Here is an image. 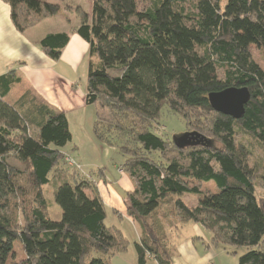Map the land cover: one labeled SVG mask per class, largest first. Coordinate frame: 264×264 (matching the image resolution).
Here are the masks:
<instances>
[{"label": "trees", "instance_id": "trees-1", "mask_svg": "<svg viewBox=\"0 0 264 264\" xmlns=\"http://www.w3.org/2000/svg\"><path fill=\"white\" fill-rule=\"evenodd\" d=\"M3 1L20 32L60 11L46 0ZM147 1L139 9L138 0H93L90 14L78 10L74 28L88 45L93 135L118 145L121 167L134 180L122 201L140 229L137 264H172L168 231L186 222L210 231L214 244L246 247L238 264H264L257 193L264 190V155L249 165L251 147L240 139L250 136L264 148V72L251 54L254 45L264 59V0ZM68 40L67 32L48 33L38 45L58 60ZM22 82L14 70L0 75V264L14 242L24 257L13 264H109L130 240L105 223L97 187L103 172L95 179L77 170L61 151L72 140L65 112ZM232 86L250 94L238 119L213 110L207 98ZM163 108L184 119L192 144L181 148L159 134ZM62 168L70 170L65 178ZM202 182L215 191L202 190ZM49 185L61 209L57 220ZM183 194H196L197 203L188 205Z\"/></svg>", "mask_w": 264, "mask_h": 264}, {"label": "rangeland", "instance_id": "rangeland-1", "mask_svg": "<svg viewBox=\"0 0 264 264\" xmlns=\"http://www.w3.org/2000/svg\"><path fill=\"white\" fill-rule=\"evenodd\" d=\"M54 1L59 5L60 11L56 15L51 16L49 21L46 22L47 28L52 30L58 28L69 30V22H71V24L75 23L76 26L78 25L80 10L89 14L92 10L93 0ZM148 5L149 1L138 0L139 9H142L143 7L145 8ZM76 26L73 28L71 27L70 30L74 31ZM251 54L254 61L264 72V59L262 51L252 45ZM87 64L88 62L86 57V59H84V64L79 65L78 71L75 73L78 85L82 86V88L86 85ZM220 76L222 75L220 74ZM90 107L92 110H95L94 105ZM159 119V124L156 126V130L161 136L170 140H172L175 136L184 134L188 129H190L182 117L172 113L167 108H163L161 110ZM74 123L79 126V129L73 130L75 134L73 141L68 142L64 147H62V151L69 154L74 163L80 166L77 170L81 173L91 174L95 179H97V173L102 170L103 179L98 180V188L100 196L104 201H106L105 223L108 226L119 228L130 240V245L127 247L126 251L117 253L110 257L109 264H137L133 241L138 239L135 235L134 227L135 229H139V227L137 224L133 226L125 218V216L120 218L113 211L115 210L114 208L122 209V196L125 190L130 188L134 182L133 178L128 173L124 172L123 167H121L126 157L120 151L118 145H108L96 140L93 132H91V138L88 139V137L84 134V129L80 126V124H78L79 122H76L75 120ZM240 139L249 144L251 147L253 155L249 160V165L254 166L255 161H260L263 157L264 148L250 136H241ZM69 171L70 170L68 168H62L60 173L62 177L65 178L67 177ZM99 175L101 176V174ZM200 188L207 192H214L211 189H215V184L213 182H202L200 183ZM45 189V195L50 200L49 213L51 214L52 219L57 220L60 217L57 216V214L61 213V209L54 202L52 187L49 185L46 186ZM257 193L264 200V190L259 186L257 188ZM184 201L188 205H195L198 201V196L196 194H189L185 197ZM168 236L172 251L177 252L179 249L184 250V252L191 253L189 259L185 260L184 258L186 264H193V258H199L202 256H208V258L213 260L214 264H238L239 256L247 251V248L244 246L233 247L223 245L221 242L216 244L212 243V233L205 229L201 224L194 222H186L178 229L168 231ZM23 257L24 252L22 247L18 242H14L13 254L6 261V264L19 262L23 259ZM184 261H181L180 264H185ZM146 264H155V262L148 260Z\"/></svg>", "mask_w": 264, "mask_h": 264}, {"label": "crops", "instance_id": "crops-1", "mask_svg": "<svg viewBox=\"0 0 264 264\" xmlns=\"http://www.w3.org/2000/svg\"><path fill=\"white\" fill-rule=\"evenodd\" d=\"M46 1L56 3L54 0ZM9 12L8 4L0 0V75L14 70L22 78L21 86L24 90H31L44 102L65 112L72 134L71 141L75 136L73 130L79 129V126L74 123L75 120L79 122L78 124L84 129V134L90 139L95 110L91 109L90 106L92 105L85 103L86 85L82 88L75 78L79 65L84 64L86 57L88 62V45L78 34L70 30L76 24H71L68 20L70 23L69 30L62 28L52 30L47 28L46 22L51 18L47 17L20 32L12 23ZM57 32H67L69 40L59 59L53 60L40 49L38 41L48 33ZM94 108L96 109L95 105ZM98 183L97 187H99ZM211 190L215 191V189ZM187 195L189 194H183L181 198L185 199ZM104 203L106 204V201ZM114 209L120 218L125 216L133 226L137 224L126 215V207L123 201L122 209ZM134 232L139 239L140 229L134 227ZM172 253V264H180L184 258L187 260L191 255L190 252L179 249L177 252L172 251ZM193 259V264H214L208 256Z\"/></svg>", "mask_w": 264, "mask_h": 264}, {"label": "water", "instance_id": "water-1", "mask_svg": "<svg viewBox=\"0 0 264 264\" xmlns=\"http://www.w3.org/2000/svg\"><path fill=\"white\" fill-rule=\"evenodd\" d=\"M249 97V90L246 87L232 86L220 91L210 92L207 98L213 110L238 119L244 114ZM193 134V132H185L180 136H175L172 140L176 146L182 148L192 144L190 139Z\"/></svg>", "mask_w": 264, "mask_h": 264}, {"label": "built area", "instance_id": "built-area-1", "mask_svg": "<svg viewBox=\"0 0 264 264\" xmlns=\"http://www.w3.org/2000/svg\"><path fill=\"white\" fill-rule=\"evenodd\" d=\"M68 162L71 164V161L68 159Z\"/></svg>", "mask_w": 264, "mask_h": 264}]
</instances>
